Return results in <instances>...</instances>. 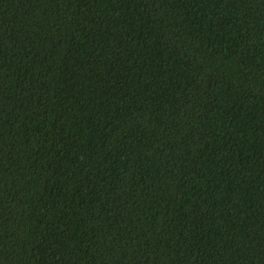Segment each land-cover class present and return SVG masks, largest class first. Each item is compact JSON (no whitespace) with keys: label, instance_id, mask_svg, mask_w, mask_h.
Here are the masks:
<instances>
[{"label":"trees","instance_id":"1","mask_svg":"<svg viewBox=\"0 0 264 264\" xmlns=\"http://www.w3.org/2000/svg\"><path fill=\"white\" fill-rule=\"evenodd\" d=\"M0 264H264V0H0Z\"/></svg>","mask_w":264,"mask_h":264}]
</instances>
